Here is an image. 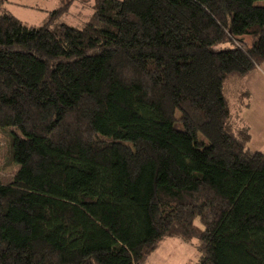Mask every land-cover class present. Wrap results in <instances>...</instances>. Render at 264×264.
Returning a JSON list of instances; mask_svg holds the SVG:
<instances>
[{
    "label": "trees",
    "instance_id": "1",
    "mask_svg": "<svg viewBox=\"0 0 264 264\" xmlns=\"http://www.w3.org/2000/svg\"><path fill=\"white\" fill-rule=\"evenodd\" d=\"M61 1L34 27L0 0V264H146L168 238L264 264V153L225 95L264 63V0H94L82 28Z\"/></svg>",
    "mask_w": 264,
    "mask_h": 264
},
{
    "label": "rangeland",
    "instance_id": "2",
    "mask_svg": "<svg viewBox=\"0 0 264 264\" xmlns=\"http://www.w3.org/2000/svg\"><path fill=\"white\" fill-rule=\"evenodd\" d=\"M94 0H75L68 10L64 11L54 24L64 23L76 28H82L93 14ZM264 6V1L257 2ZM62 6L61 0H8L4 5L9 12L29 26L40 27L50 20L51 13ZM232 47L230 44L218 46L216 49ZM235 80V79H234ZM233 78L225 85V95L233 117L238 115L243 91L238 88L241 82L235 84ZM14 134H20L15 127L0 128V177L1 182L8 185L19 170V165L13 159L11 140ZM200 255L196 242L187 243L179 238L164 240L158 249L149 257L146 264H198Z\"/></svg>",
    "mask_w": 264,
    "mask_h": 264
},
{
    "label": "crops",
    "instance_id": "3",
    "mask_svg": "<svg viewBox=\"0 0 264 264\" xmlns=\"http://www.w3.org/2000/svg\"><path fill=\"white\" fill-rule=\"evenodd\" d=\"M238 88L250 95L248 104L240 103L238 111L239 117L250 128L249 147L264 153V63L243 78Z\"/></svg>",
    "mask_w": 264,
    "mask_h": 264
}]
</instances>
